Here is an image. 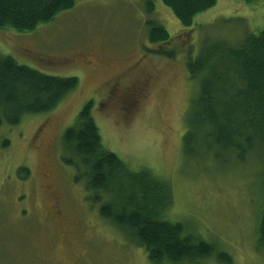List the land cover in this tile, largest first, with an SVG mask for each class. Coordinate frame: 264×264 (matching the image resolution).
Here are the masks:
<instances>
[{
	"label": "rangeland",
	"instance_id": "rangeland-1",
	"mask_svg": "<svg viewBox=\"0 0 264 264\" xmlns=\"http://www.w3.org/2000/svg\"><path fill=\"white\" fill-rule=\"evenodd\" d=\"M147 22L163 26L171 39L151 43ZM263 27V0H216L190 27L159 0H78L34 31L0 29V55L77 79L52 111L0 127V264H155L125 228L100 215L105 194L75 181L61 159L62 134L88 103L107 150L133 171L145 168L168 182L167 220L212 245L211 256L179 264H264L257 234L261 168L182 150L197 91L186 62L208 39L236 45Z\"/></svg>",
	"mask_w": 264,
	"mask_h": 264
},
{
	"label": "trees",
	"instance_id": "trees-1",
	"mask_svg": "<svg viewBox=\"0 0 264 264\" xmlns=\"http://www.w3.org/2000/svg\"><path fill=\"white\" fill-rule=\"evenodd\" d=\"M77 1L0 0V29L34 31L72 9ZM159 1L184 27L192 26L196 15L216 3ZM238 1L256 5L262 0ZM146 25L151 43L171 39L163 26ZM162 54L172 57L165 51ZM186 70L197 91L186 117L184 154L215 160L230 156L237 164L254 161L264 175V27L246 34L236 45L222 38L202 42L194 59L186 62ZM76 85L75 77L44 74L18 64L11 56L0 55V127L15 125L24 116L52 111ZM91 107V103L86 104L74 125L62 134L61 159L76 172L75 181L82 180L87 190L105 194L100 215L125 228L155 264H179L214 254L212 245L188 233L181 223L167 220L172 202L168 182L145 168L133 171L102 145ZM25 170L20 168L19 172ZM257 234L264 245V203ZM216 257L229 263L223 253Z\"/></svg>",
	"mask_w": 264,
	"mask_h": 264
}]
</instances>
